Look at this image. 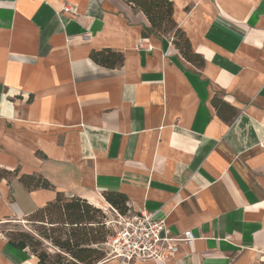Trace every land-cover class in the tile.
Returning a JSON list of instances; mask_svg holds the SVG:
<instances>
[{
	"label": "crops",
	"instance_id": "crops-1",
	"mask_svg": "<svg viewBox=\"0 0 264 264\" xmlns=\"http://www.w3.org/2000/svg\"><path fill=\"white\" fill-rule=\"evenodd\" d=\"M170 1L201 66L171 35L142 38L147 18L123 0H0V225L57 192L103 208L113 191L193 236L132 264H264V0ZM104 48L122 64L94 63ZM213 97L237 110L230 123ZM0 264L36 258L0 230Z\"/></svg>",
	"mask_w": 264,
	"mask_h": 264
},
{
	"label": "trees",
	"instance_id": "trees-1",
	"mask_svg": "<svg viewBox=\"0 0 264 264\" xmlns=\"http://www.w3.org/2000/svg\"><path fill=\"white\" fill-rule=\"evenodd\" d=\"M133 10L142 12L148 26L141 29V37L172 36V43L183 58L196 66L203 60L192 51L190 42L184 32L177 27L173 19V3L170 0H123ZM90 59L103 67L115 68L122 64L123 55L109 48L93 50ZM218 116L230 123L237 115V110L226 102L213 97L211 100ZM16 173V171H14ZM11 172L0 169V177ZM19 180L27 188H53L52 184L39 174H23ZM102 197L120 214L128 211L127 197L119 192L104 191ZM29 218L41 223L40 230L32 234L27 231H10L3 233L8 244L19 250H28L35 258L36 264H96L104 260L106 254L99 248L111 236L106 225L105 215L85 199L67 197L57 192L53 201L33 212ZM48 225L49 228H44ZM54 248L50 252L43 241Z\"/></svg>",
	"mask_w": 264,
	"mask_h": 264
},
{
	"label": "built area",
	"instance_id": "built-area-1",
	"mask_svg": "<svg viewBox=\"0 0 264 264\" xmlns=\"http://www.w3.org/2000/svg\"><path fill=\"white\" fill-rule=\"evenodd\" d=\"M63 12L75 13V6H63ZM264 143H262V146ZM115 217L106 220L114 230L105 244L109 252L104 260H115L116 264H132L153 260L167 262L179 252L181 243L193 240L191 232L172 235L165 221L146 210H130L120 214L114 208Z\"/></svg>",
	"mask_w": 264,
	"mask_h": 264
},
{
	"label": "rangeland",
	"instance_id": "rangeland-1",
	"mask_svg": "<svg viewBox=\"0 0 264 264\" xmlns=\"http://www.w3.org/2000/svg\"><path fill=\"white\" fill-rule=\"evenodd\" d=\"M99 209L105 215V220H108L111 217H115V213L109 204L104 203L103 208H99ZM41 227H42V225L40 222L32 220V218H29V217H25V218H21V219L9 218L5 223L0 225V230L2 231V233H9L10 231H27V232H30L32 234L33 233L35 234L36 230L37 229L40 230ZM44 228H49V227H48V225H46ZM109 229H110V232L112 235L114 233V230L111 227H109ZM43 245H44V247L49 248L50 252H52V253L54 252V248H52L49 245V242L44 240ZM99 248H101L106 255L109 252L108 246L105 243H102L101 245H99Z\"/></svg>",
	"mask_w": 264,
	"mask_h": 264
}]
</instances>
